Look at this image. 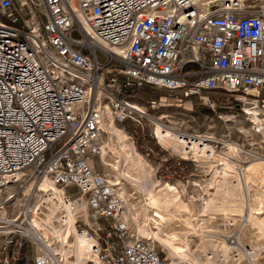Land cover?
Listing matches in <instances>:
<instances>
[{"label":"built area","instance_id":"2783aa9c","mask_svg":"<svg viewBox=\"0 0 264 264\" xmlns=\"http://www.w3.org/2000/svg\"><path fill=\"white\" fill-rule=\"evenodd\" d=\"M147 88L174 100L152 97L142 111L135 97ZM215 94L231 96L227 102L243 112L264 113V7L243 0H0V207L2 190L20 172L36 190L48 183L67 207L56 214L67 236L62 245L35 239L26 202L14 221L0 220L3 251L15 260L19 242L35 240L34 264H75L62 250L83 242L85 264H168L149 241L130 240L123 178L94 171L92 156L103 154L109 116L142 125L153 119L149 111L190 98L209 104ZM179 135L195 153L227 148L223 139ZM175 158L178 166L197 161L184 151ZM83 203L96 229L78 218ZM258 248L245 246L259 251L260 264Z\"/></svg>","mask_w":264,"mask_h":264},{"label":"rangeland","instance_id":"374dc122","mask_svg":"<svg viewBox=\"0 0 264 264\" xmlns=\"http://www.w3.org/2000/svg\"><path fill=\"white\" fill-rule=\"evenodd\" d=\"M243 2L246 7L250 9L264 7V0H243ZM73 37L77 40H82L84 38L83 35L78 31L74 32ZM107 58L108 56L106 54H104L102 51H98V59L101 64H106ZM111 65L119 66V64L116 62H113ZM168 94L162 91H155L147 88L142 90L141 93L138 94L137 97H135V100H137L139 105L146 110L148 101L152 97H158L159 95L169 96V102L172 103L174 100V96ZM224 96L227 95L225 94L221 96L219 94H215L209 104H204L197 98H190L187 99L182 106L175 104L173 106L158 109L152 112L149 110L148 111L154 119H159L161 117V121L163 120L162 124L168 128H171V132H173L174 134L180 133L209 137L213 136L212 138L223 139L227 141L228 144H238L243 148V155L240 157L242 159H240L239 161L248 162V164H244L243 166L249 167L250 164L255 162V157H264L263 125H259L257 127V132L249 134L245 132V129L237 131L236 128H234L235 123H241L243 126H250L252 124V121L249 120V115L243 112L241 108H239V105L234 103L232 100L231 102H227L228 97L231 96H228L226 98H224ZM165 116H168L169 118H163ZM223 116L229 117L230 119L231 117H233L231 119L232 122L225 124L220 119V117ZM113 125L115 128L123 131L128 136L129 142H135L136 150L142 155L147 163L151 164V166L153 167V178L158 189H162L168 184L173 185L178 189V194L176 195L177 197H174L172 200H170V202L166 203L168 209L172 213L171 216L170 214H165L164 211H162L163 213H159V217L161 216L163 218L165 225L168 227V232H171L170 237H166L157 230L158 226L156 225V221L154 220H152L153 222H151V224L148 223L147 218L146 220H144L143 217H140L139 223L143 225H145V223H148L147 225H150L149 227L156 231L157 236L163 238L165 243L171 249H181L179 253L185 258L186 261H192L191 263L195 264H210V261H217V263L220 264L221 260H223V251L221 249H216L215 247H213L215 244H217V242L214 241L217 240V237L223 238L222 236H233L232 234L236 232L237 226H239L238 231L240 232L244 219L242 215H234V218L230 220H225L221 216L212 215L213 218L215 217L216 221L213 220L212 225L210 224L209 226L210 230L213 229L212 231H218L216 233V236L213 235L215 233L202 232L200 226H197L199 232L195 237L190 236L189 234H187L189 235L187 236L184 233L172 232V230H177L180 227L181 223H183L185 227L189 228L190 221L197 220L199 224H203L209 219V217L212 218L211 215L208 216L202 213L203 198H208L210 196L209 193L206 192L209 187V180L212 175L209 164L200 160H197L198 163L191 160L185 161L181 166H178V162L176 161L175 156L178 155L179 151H176L175 153V150L172 147L171 149L170 147L167 148L165 146H162L159 137H157V134L154 133L156 122H154L152 119H145L144 121H142V125H138L132 121L126 122L124 124L116 123V125L113 123ZM164 126L163 129L165 128ZM101 144L106 149L105 153L108 151L114 152L115 150H120L119 146L116 143V140L112 138L111 132L108 135L103 136ZM227 153L230 152L223 149L222 153L218 154L222 155ZM105 156V159L109 164H115L116 161H118V156L116 154H113L112 152H110V154L108 155L106 154ZM100 160L101 157L98 158L96 156H92V163L94 164L93 168L95 171L101 172L102 174L112 172L110 173V175H115L117 177L120 176V171L117 166L114 167V169L108 168L107 170L103 166H101L102 164ZM126 172H128L132 176H135L131 168H127ZM123 185L128 188L124 197L129 203V206L133 211L141 214L143 209L147 208L149 204L146 197L144 196V194H140V192L132 190V188L129 187L124 179L122 180L121 186L123 187ZM36 186L37 185L34 184L33 181H29L27 178H23L14 186L15 188H11L9 197H12V199L9 200L7 199V195H2L3 201L6 202V204L3 205L6 206V211L2 213L0 212V217H4L6 215L17 216L20 213L23 205L28 202L33 205V212H35V214L33 216L32 223L35 228L38 229L37 223L41 219L45 218V215L48 213L47 209L50 208V210L52 211V202L50 201V198L45 197V191L40 190L36 194ZM41 187L43 188L45 187V185L42 184ZM210 192L212 193L213 190H210ZM257 195L258 193L254 191L253 197H256ZM13 203H15L16 205L13 206ZM152 205L153 203H151L150 207H152ZM41 207H45L46 210H42V213L35 211L36 208ZM89 213L91 223L87 227L96 229L99 223L95 221L90 208ZM78 218L86 223L83 216H79ZM232 220L235 222L233 223ZM232 224L236 225V227L232 228ZM80 225L83 226V224L81 223ZM129 226L131 241L136 238L149 241L156 252L168 264H189L186 262H180L178 257H173L170 254L168 248L162 246L160 242L149 240L142 236L138 237V234L135 230V223L131 218L129 219ZM254 228L255 227L245 228L243 230L244 232L240 233L239 239L242 244L261 243V241L264 240V238H260L258 236L259 234L257 228ZM176 234L178 235V237L175 236ZM47 235L51 234L48 233ZM51 237L54 236L51 235ZM186 238L188 239L187 241L185 240ZM4 240V237L1 236L0 264H34V258L39 251L37 241L33 239V241H30L28 239L20 241L19 246L15 247L14 249V251L17 253V257L14 260L11 258L12 253L10 251H3L2 247ZM210 253L216 255V259H210ZM241 257L242 256L238 257L234 254L233 259L229 264H238L240 260L242 261L240 264H250V261L247 257V259ZM261 263H264V259L260 261V264Z\"/></svg>","mask_w":264,"mask_h":264},{"label":"bare ground","instance_id":"6f19581e","mask_svg":"<svg viewBox=\"0 0 264 264\" xmlns=\"http://www.w3.org/2000/svg\"><path fill=\"white\" fill-rule=\"evenodd\" d=\"M136 106L140 110L145 111V109L141 107L140 105H136ZM245 113L249 115V120L252 121V124L250 126H243L241 123H235L234 128H236L237 131H241L245 129V132L249 134V133L257 132L258 131L257 127L259 125H263L262 128H263V133H264V113H262L260 110H250V109H247ZM166 117L169 118L168 116H165L163 118H166ZM232 118L233 117H231V119ZM108 119L109 120L106 123L107 132L106 134H103L100 137V144L102 143L103 136L108 135L111 132L112 138L116 140V143L119 146L120 150L118 151L115 150L114 152L108 151L105 153L106 149L101 144L103 148V154L100 160L102 164L101 166H103L107 170L108 168L114 169V167L117 166V168H119V171H120L119 178L120 177L123 178L124 181L129 185V187L132 188V190L140 192V194L141 193L144 194L147 201L149 202L148 207L144 208L141 214L137 213L136 211H133L131 207L129 206V203L127 202L126 198L124 197L126 195V191L128 188H126V186L124 185L123 187L121 186L120 194L123 198V201H125L123 204L122 217L128 221L130 218L132 219V221L135 223V230H136V233L138 234L137 235L138 237L142 236L149 240L158 241L162 244V246L168 248V250L170 251V254L173 257H178L180 262L195 264V263H191L192 261L189 262L185 260V258L179 253L181 249H177V250L171 249L165 243L163 238H161L160 236H157L156 231L150 228L149 227L150 225H147L148 223L153 222L152 220H154L156 221V225L158 226L157 230L160 233H162L166 237L171 236L170 235L171 232H168V227L165 225L163 218L161 216L159 217V213L164 211L165 214H170L171 216L172 213L168 209V206L166 203L170 202V200H172L174 197H177L176 195L178 194V189L175 186L169 185V184L162 189H158L156 182L153 178V174H152L153 167L151 166V164L147 163L144 160L142 155L136 150L135 144L133 142L128 141V136L123 131L114 127L113 123L115 124V122L113 118L109 116ZM220 119L225 124L232 122V120L229 117L223 116V117H220ZM152 120L156 122V128H155L154 133L157 134V137H159L160 142L162 143V146H165L167 148L172 147L175 150V153L176 151H182V152L184 151L187 154H192L193 157H197V160L204 161L205 163L209 164V168L211 169L212 175L209 180L210 183H209V187L206 192L209 193L210 196L208 198H203L202 213L208 216L209 215L221 216L225 220H230L234 218L233 217L234 215H242V217L244 218L243 225L241 226L240 232L238 231L239 226H237L235 237L230 238L231 236H228V237L222 236L223 238L217 237V240L214 241V242H217V244L215 245L213 244L214 245L213 247H215L216 249H221L223 251V255H222L223 260H221L220 264H229L230 261L233 259L234 250H237L238 253H235V255H237L238 257L242 256L244 257V259H247L246 257H250L249 259H251L252 263L254 262L255 264H259V261H258L259 251H255L251 253L249 250H245V246L246 244H249L250 246H255V247L264 249V242H263L264 240L261 241V243L242 244L239 238H240V233L244 232L243 230L248 227L257 228L258 234H259L258 236L260 238H264V157H261V156L255 157L254 163L250 164L249 167L245 166L243 168L241 163L248 164V162L239 161L240 159H242L240 157L243 155V148L240 147L238 144H232V143L228 144L227 143L226 150L230 152L227 154L221 155L212 149H210V152H208L207 150L202 153H197V152L195 153L193 151H190L189 149H185V146L183 143H186V142L181 140V136L179 134H174L168 129L167 130L163 129V126H162L163 120L161 121V117L159 119L153 118ZM192 136L194 138H198L201 141H204L207 138L213 137V136L209 137V136H202V135H190L189 137L192 139ZM103 143H108V142H103ZM110 152L118 156V161H116L115 164H109L105 159L106 157L105 155L110 154ZM249 162H252V161H249ZM93 166L94 164L92 165V168ZM127 168H131L135 176H132L128 172H126ZM109 173H112V172H107L104 174L107 175ZM16 177H17L16 181H12V180L9 181L8 185L2 190L1 198H2V195L3 196L7 195V199L9 200L12 199V197H9L10 195L9 192L11 188H13L17 184V181H20L23 179L21 172ZM43 184L45 185V187L42 188L41 187L42 184H41L38 187V189L35 191V193L37 194V192L40 190L46 192L45 197L50 198L51 199L50 201L52 202L51 203L52 211L50 210V208L47 209L48 213L45 215L44 219H41L37 223L38 229H36L32 223V219H33L35 212H33V205L31 204L30 226L32 229H36L34 230L33 236H35V239L40 242L51 240L57 245H62L66 241L67 236L62 234L60 224L59 226L58 224H55V222H57L56 214L62 211L63 209H66L67 207L62 203L63 202L62 194L54 190L48 183H43ZM210 190H213V192L211 193ZM254 191L258 193L256 197H253ZM55 199H58L60 203L55 204L54 203ZM151 203H153L152 207H150ZM5 204L6 202L3 203V205ZM3 205L0 207L1 213L6 211V206H3ZM12 205L15 206L16 204L13 203ZM42 210H46L45 207H43V209L36 208L35 211L42 213L41 212ZM17 216H7L6 215L4 217H0V220L11 219V221H14V219ZM79 216H83L86 221V224L90 225L91 222H90L89 208L87 207L85 203H83L81 214ZM140 217H143L144 220H146L147 218L148 223H145V225L140 224L139 223ZM76 219L77 218L71 221L74 222ZM213 220H215V217L213 218L212 216V218L209 217V219L203 224L201 223L199 224L197 220L190 221L189 228L185 227V225L181 223L180 227L177 230H172V232L184 233L186 235L189 234L190 236L195 237L199 232L197 229V226H200V229L202 232L215 233L213 235L216 236L217 235L216 233L218 231L214 230L215 231L214 232L212 231L213 230L212 228H211L212 230H210V226H209L210 224L212 225ZM234 222L235 221H233V223ZM1 224H6V223L0 222V236L4 232L2 228L6 227V225H1ZM231 227L235 228L236 225L232 224ZM48 233L54 237H51V235H47ZM175 236L178 237L177 234ZM137 239H140V238H137ZM185 240L187 241L188 239L186 238ZM69 245H70L69 249L62 250L63 255L68 256V255L73 254V256H75V264H85V260L87 259V257L83 255L82 251L86 244L83 242L82 243L73 242V243H70ZM209 258L216 259V255H214L213 253H210ZM241 262L242 261L240 260L238 264H240ZM210 264H218V263L217 261H210Z\"/></svg>","mask_w":264,"mask_h":264}]
</instances>
